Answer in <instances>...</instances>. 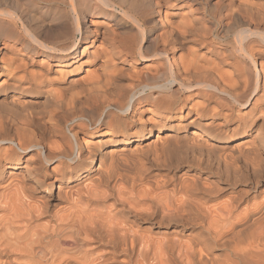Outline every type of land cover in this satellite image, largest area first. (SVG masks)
<instances>
[{
	"label": "bare ground",
	"instance_id": "bare-ground-1",
	"mask_svg": "<svg viewBox=\"0 0 264 264\" xmlns=\"http://www.w3.org/2000/svg\"><path fill=\"white\" fill-rule=\"evenodd\" d=\"M47 4L0 0V264H264V0Z\"/></svg>",
	"mask_w": 264,
	"mask_h": 264
},
{
	"label": "rangeland",
	"instance_id": "rangeland-1",
	"mask_svg": "<svg viewBox=\"0 0 264 264\" xmlns=\"http://www.w3.org/2000/svg\"><path fill=\"white\" fill-rule=\"evenodd\" d=\"M20 2H22L23 4L25 3V0H19ZM53 4H52V3ZM55 2V3H54ZM58 3H59V0H58V2H57V0H49V4H47V6H52L51 8L52 9H54V8H56L57 9V5H58ZM39 5H43V4H41V3H38ZM38 5V6H39ZM54 6V7H53ZM198 7L196 6V8L195 9H197ZM46 18V22H48L49 21V18L50 17H48V16H46L45 17ZM92 21H95V22H101V21H104V23H106V24H108L107 22H109V21H105L103 18H97V17H94V16H91V15H88V16H86V20H85V23H86V26H88V27H90V28H92L93 26L91 25V20ZM98 22V23H99ZM112 24H114L113 22H110V27H111V29L114 31V33H122V29L121 28H119L118 26H116L115 24V26L114 25H112ZM121 31V32H120ZM130 32V34H134L135 33V31H129ZM119 35V34H118ZM134 37H136L135 38V41L136 42H139V40H140V35L139 34H134ZM100 40V41H99ZM98 41H95L94 42V46H93V44H92V46H89L88 47V49L90 50H92V48H95L96 46H98V45H100L101 44V41H102V39H99ZM82 47H84V45H81ZM85 58V57H84ZM83 58V59H84ZM132 65L136 68V70H138V71H143V70H145V69H142V68H145V67H147V65L149 66V64H147V63H144L141 59H139V58H137L136 60H132ZM140 69V70H139ZM142 69V70H141ZM142 78V77H141ZM146 186V185H145Z\"/></svg>",
	"mask_w": 264,
	"mask_h": 264
}]
</instances>
